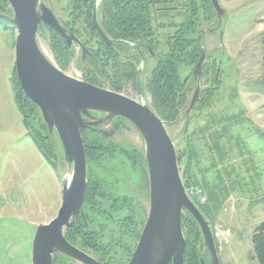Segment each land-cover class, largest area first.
Segmentation results:
<instances>
[{"label": "rangeland", "instance_id": "obj_1", "mask_svg": "<svg viewBox=\"0 0 264 264\" xmlns=\"http://www.w3.org/2000/svg\"><path fill=\"white\" fill-rule=\"evenodd\" d=\"M3 1L6 6L0 7L4 12L0 14L11 16L9 4ZM72 1L42 0L91 53L97 47L85 20L86 9L74 11ZM218 2L223 9L220 20L210 0H155L150 5L156 58L147 52L144 54L143 100L152 108L145 82L156 60L168 51L167 41L177 26L191 19L188 4H193L196 12L192 19L197 26L190 38L199 43L200 54L203 48L206 55L200 94L185 127V109L194 92L192 71L196 63H179L178 74L183 82L179 94L185 96V105L179 106L174 120H162L175 144L179 175L186 192L209 222L219 264H257L251 234L264 220V46L261 41L264 0ZM202 3L207 4L205 10ZM16 33L11 24L0 20V264H31L35 227L54 218L61 204V194H54L51 187L40 199L19 200L10 191V185L27 176L30 170L22 167L21 159L32 160L11 143L5 159L6 141H14L15 129L23 128V142H32L49 165L32 140L30 130L45 139L55 168L49 166L55 171L59 184L67 173L56 133H49L40 111L22 92V103H17L13 84ZM37 41L57 68L85 81L89 67L81 48L74 43L67 46L62 37L55 38L44 25L38 29ZM129 43L125 41L124 49L115 47V50L122 63L132 60L137 70L138 58ZM101 58V65L107 62L106 58ZM112 66L110 61L105 69L109 74L114 72ZM108 79L100 73L97 76L100 87L111 90ZM118 93L137 99L135 79L125 82ZM113 122L120 126L111 137L84 130V136L112 149L101 150L92 161H86L87 182L97 179L100 186L93 198L95 204H83V214H77L85 228H78L81 233L72 232V243L103 264H128L147 217L149 180L140 133L126 119L116 117ZM3 140L6 141L2 144ZM188 216L193 219L183 211L185 240L192 241L199 259L203 258L208 264L209 253L200 233L195 238L189 231ZM194 227L198 230L196 223ZM82 233L86 235H80ZM93 240L103 245L102 251L87 247V241ZM53 264L80 263L55 255Z\"/></svg>", "mask_w": 264, "mask_h": 264}, {"label": "water", "instance_id": "obj_2", "mask_svg": "<svg viewBox=\"0 0 264 264\" xmlns=\"http://www.w3.org/2000/svg\"><path fill=\"white\" fill-rule=\"evenodd\" d=\"M11 10L6 18L16 29L14 69L23 95L40 111L49 133H56L67 165L60 178L61 204L48 223L35 227L31 241V264H53V257H65L80 264H103L70 243L65 230L82 205L87 190V171L81 130L100 132L111 137L119 128L116 117L131 122L140 133L149 180V209L138 242L128 264H184L186 240L182 231V213L196 222L209 264H219L214 238L200 209L188 196L181 181L175 144L165 122L143 100V61L137 67V99L102 88L71 76L57 68L42 52L37 32L44 25L63 38L67 46L76 44L87 52L82 42L55 16L42 0H5ZM102 0H93L91 23L99 38L116 55V43L125 40L107 36L99 23L98 9ZM220 20L223 9L218 0H210ZM138 48V45L129 43ZM201 49L192 76L194 92L185 109L186 122L200 94V76L205 59ZM92 112L101 113L97 117ZM199 264H206L203 258Z\"/></svg>", "mask_w": 264, "mask_h": 264}, {"label": "trees", "instance_id": "obj_3", "mask_svg": "<svg viewBox=\"0 0 264 264\" xmlns=\"http://www.w3.org/2000/svg\"><path fill=\"white\" fill-rule=\"evenodd\" d=\"M155 3V0H103L99 8V23L103 32L113 38L119 40H125L127 43H142L146 42L147 45L154 49V43L156 39L154 37L155 32L152 28V20L149 7ZM192 5V6H191ZM188 4L191 12V19L184 21L177 26L176 32L167 41L168 51L156 61L154 67L151 70L149 78L146 80L145 87L149 93L151 106L157 112L161 119L166 122L174 120L179 111V106L185 105V96L179 94L180 88L183 85L178 74L179 63H196L200 56V45L196 39L190 38V34L194 33L196 28V21L192 19V14H195V8L193 4ZM203 9L207 4H201ZM6 6L3 0H0V7ZM71 8L74 11H79L81 8L86 9L85 20L88 23L90 34L96 39V49L93 52H85V62L89 68L86 70L85 81L99 85L97 76L103 74L110 79L109 83L111 90L119 91L121 86L125 82H131L135 77V65L131 61L122 63L120 59L116 58L105 43L99 38L96 30L91 23V8L92 0H73ZM0 13H4L0 8ZM3 22H10L0 17ZM64 25V24H63ZM12 26V25H11ZM65 26V25H64ZM66 27V26H65ZM12 29L14 30L13 26ZM72 33L73 31L70 30ZM55 38L59 36L51 30ZM261 41L264 46V31L262 32ZM83 44V43H82ZM84 45V44H83ZM67 49V46H64ZM119 49L126 47L124 44H119ZM185 50V52H184ZM101 56L106 58L105 63L100 64ZM112 61L114 72L110 73L106 71L107 65ZM112 74V76H111ZM15 97L17 103H22V90L16 79L14 72L13 78ZM100 86V85H99ZM182 89V88H181ZM27 128L29 126L26 124ZM29 133L37 148L45 160L55 168L54 161L52 160V153L49 144L45 143V139L39 137L36 131L30 130ZM29 132V131H28ZM82 141L84 145L85 158L87 163L92 161L93 157L101 150H110L112 147L101 145L98 140H93L84 136V130H81ZM50 148V149H49ZM100 186L97 179H90L85 194L83 204H95L93 198L98 192ZM79 215V214H78ZM189 217V216H188ZM73 224L65 231V237L72 243L74 239L73 233L78 231V228H85L84 221L76 216L73 220ZM188 228L197 238L198 230L194 227L195 222L190 217ZM91 235L90 233H86ZM80 234V235H86ZM194 238V239H195ZM189 239L186 240V249L184 255V264H199V254L195 248V245L191 243ZM251 244L253 258L257 264H264V220L261 221L253 230L251 234ZM87 247L97 251L96 249L103 250V245L94 241H87Z\"/></svg>", "mask_w": 264, "mask_h": 264}, {"label": "crops", "instance_id": "obj_4", "mask_svg": "<svg viewBox=\"0 0 264 264\" xmlns=\"http://www.w3.org/2000/svg\"><path fill=\"white\" fill-rule=\"evenodd\" d=\"M21 130L23 131V128L19 130L15 129L16 138L14 141H2V144L5 141L7 143L5 149L6 152L4 151L5 159H7L6 154L10 149V143L12 146H15V148L18 147V149L21 148L24 150V153H27L25 155L32 159H21L24 164L22 167H28L25 170H30L27 176H24L22 179L20 178V180L15 184L10 185V191L15 193V198L19 200L40 199L41 197H44L47 192H49L50 187L54 194L56 192L61 194L60 184L56 178L55 171L39 156V152L32 142H23V137H25V135L23 134V136H21Z\"/></svg>", "mask_w": 264, "mask_h": 264}, {"label": "flooded vegetation", "instance_id": "obj_5", "mask_svg": "<svg viewBox=\"0 0 264 264\" xmlns=\"http://www.w3.org/2000/svg\"><path fill=\"white\" fill-rule=\"evenodd\" d=\"M102 2H103V0L101 1V3H100V5H99V8H100V6H101V4H102ZM92 3H93V0H92ZM98 19H99V9H98ZM119 44L121 45V44H124V43H116L115 45H114V48L115 47H118L119 46ZM136 45H138V47H139V50H138V48L137 47H135V46H133V50H134V55L138 58V65L140 64V62L141 61H143L144 60V54H145V52H147V53H149V55L150 56H152V57H155V53H153V49L152 48H150L148 45H147V43L146 42H142L141 44L138 42V43H135ZM110 50V49H109ZM111 51V50H110ZM117 51V50H116ZM112 52V51H111ZM113 53V52H112ZM118 53V52H117ZM119 54V53H118ZM113 55L115 56V57H117V58H119L120 57V55H118V56H116L114 53H113ZM156 58V57H155ZM157 61V60H156ZM134 62V61H133ZM137 73V71H135V77H134V79H135V87H136V74ZM144 82H143V79H142V84H143ZM78 216V215H77ZM76 217V216H75ZM70 242V241H69ZM73 244V243H72ZM74 245V244H73ZM207 264V263H206ZM208 264H209V262H208Z\"/></svg>", "mask_w": 264, "mask_h": 264}, {"label": "bare ground", "instance_id": "obj_6", "mask_svg": "<svg viewBox=\"0 0 264 264\" xmlns=\"http://www.w3.org/2000/svg\"><path fill=\"white\" fill-rule=\"evenodd\" d=\"M205 60V59H204ZM204 63V62H203ZM203 66V65H202ZM84 203V202H83ZM194 220V219H193ZM196 223V222H195Z\"/></svg>", "mask_w": 264, "mask_h": 264}]
</instances>
